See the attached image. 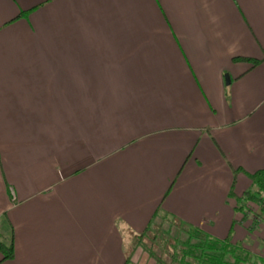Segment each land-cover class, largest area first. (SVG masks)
Segmentation results:
<instances>
[{"label":"crops","instance_id":"1","mask_svg":"<svg viewBox=\"0 0 264 264\" xmlns=\"http://www.w3.org/2000/svg\"><path fill=\"white\" fill-rule=\"evenodd\" d=\"M234 168L264 169V0H0V264H156L154 214L264 257Z\"/></svg>","mask_w":264,"mask_h":264},{"label":"trees","instance_id":"2","mask_svg":"<svg viewBox=\"0 0 264 264\" xmlns=\"http://www.w3.org/2000/svg\"><path fill=\"white\" fill-rule=\"evenodd\" d=\"M231 60L247 62L252 66L259 62L257 59L242 56L233 57ZM238 172H242L247 177L250 185L240 195L235 196L234 212L239 215V219L232 220V225L233 223L242 224L251 217L249 218L251 223L246 227L247 232L250 233L259 222L264 220L262 218L264 215V169L249 173L238 168L232 169L233 176ZM231 194L230 190L229 195ZM252 205L258 210L253 211ZM154 221L156 229H152ZM161 222H166L167 226H174L175 231L172 237L164 233L165 238L160 239L158 234ZM149 231L152 232L150 235ZM231 235V228L224 237L219 238L174 217L155 218L154 214L148 221L144 232L138 236L137 243L156 264H264V257L252 252L240 241L233 242ZM143 238H146L149 244H144ZM156 240L162 243L160 247L158 246L160 243H155ZM261 241L264 243V237ZM154 247L158 248L157 254ZM0 254L2 260H10L13 257V246L10 240L7 243L0 240ZM163 256H167L168 260L163 259ZM124 264H130L129 256H126Z\"/></svg>","mask_w":264,"mask_h":264},{"label":"rangeland","instance_id":"3","mask_svg":"<svg viewBox=\"0 0 264 264\" xmlns=\"http://www.w3.org/2000/svg\"><path fill=\"white\" fill-rule=\"evenodd\" d=\"M223 77H224V81H225V74L223 75ZM258 209L256 208V211H257ZM264 217V215H262V218ZM157 223V222H156ZM258 224H260V227L257 229V233H260V230H261V232L262 231H264V220H263V222H259ZM156 227V225H155V221H154V223H153V226H152V229H156L155 228ZM256 228V227H255ZM159 230H160V233L158 234V236L160 237V239L161 238H165L164 236H165V234H168L170 237H172L173 235H174V231H175V229H174V226H172V225H168L167 226V224H166V222H161V224H160V226H159ZM158 230V231H159ZM166 231V232H165ZM153 232H154V230H153ZM252 232V231H251ZM152 232L151 231H149L148 232V234L150 235ZM165 233V234H164ZM264 233V232H263ZM180 234V233H179ZM180 235H182V234H180ZM181 237V236H180ZM157 239H159L158 237H157ZM143 242H144V244H149L148 243V241H147V239L146 238H143V240H142ZM156 244H158V243H160L158 246L160 247V245H162V243L160 242V241H158V240H156V242H155ZM157 246V247H158ZM157 247H154V251H155V253L157 254L158 253V248ZM147 254V253H146ZM148 255V254H147ZM163 259H165V260H168V257L167 256H163Z\"/></svg>","mask_w":264,"mask_h":264},{"label":"water","instance_id":"4","mask_svg":"<svg viewBox=\"0 0 264 264\" xmlns=\"http://www.w3.org/2000/svg\"><path fill=\"white\" fill-rule=\"evenodd\" d=\"M227 81H228V80H227V76H225V83H227Z\"/></svg>","mask_w":264,"mask_h":264}]
</instances>
